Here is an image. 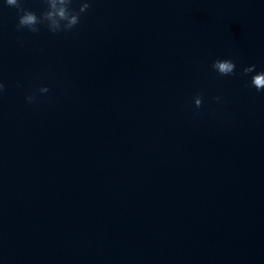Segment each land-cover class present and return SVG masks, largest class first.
Returning <instances> with one entry per match:
<instances>
[{
  "label": "water",
  "instance_id": "1",
  "mask_svg": "<svg viewBox=\"0 0 264 264\" xmlns=\"http://www.w3.org/2000/svg\"><path fill=\"white\" fill-rule=\"evenodd\" d=\"M18 19L0 0V264H264V92L242 73L264 69V0Z\"/></svg>",
  "mask_w": 264,
  "mask_h": 264
},
{
  "label": "clouds",
  "instance_id": "2",
  "mask_svg": "<svg viewBox=\"0 0 264 264\" xmlns=\"http://www.w3.org/2000/svg\"><path fill=\"white\" fill-rule=\"evenodd\" d=\"M5 4L14 7L19 17L16 28L18 31L27 29L30 32L38 33L40 26L44 25L54 34L62 31H71L81 21V16L86 14L91 7V0H83L78 10L73 8V0H43L45 7L39 13L24 6V0H4ZM255 64H250L243 68V75H251L249 84L258 92H264V69L257 71ZM213 71L220 76H230L236 74L237 65L231 58H216L211 63ZM6 90V85L0 81V94ZM40 93H47V86L38 89ZM36 99L34 94L26 96L28 102H34ZM220 100L221 97H215ZM194 103L197 108L203 104V96L194 97Z\"/></svg>",
  "mask_w": 264,
  "mask_h": 264
}]
</instances>
